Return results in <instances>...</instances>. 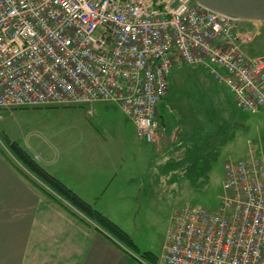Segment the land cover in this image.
<instances>
[{"label": "built area", "instance_id": "obj_1", "mask_svg": "<svg viewBox=\"0 0 264 264\" xmlns=\"http://www.w3.org/2000/svg\"><path fill=\"white\" fill-rule=\"evenodd\" d=\"M193 0H0V111L113 104L154 142L173 66H202L236 109L264 110L257 32ZM254 23V22H251ZM223 164L216 210L184 205L155 264H264V155ZM144 264H149L145 262Z\"/></svg>", "mask_w": 264, "mask_h": 264}, {"label": "rangeland", "instance_id": "obj_2", "mask_svg": "<svg viewBox=\"0 0 264 264\" xmlns=\"http://www.w3.org/2000/svg\"><path fill=\"white\" fill-rule=\"evenodd\" d=\"M240 28L258 34L244 48L246 55H263L264 23L242 21ZM201 97L204 104L201 101L196 104V99ZM231 99L228 89L214 81L202 66L173 67L168 77V93L157 104V120L175 130L179 126L177 119L182 128L186 119L192 125L191 129L196 128L205 106H213L216 110L223 105L226 107L232 136L212 162L208 182L197 187L189 183L170 184L171 180L165 177L155 181L148 175L152 170H148L147 162L154 148L138 139L134 123L113 105L107 110L104 104L96 105L90 116L86 114L89 106L78 105L1 110L0 148L9 155V143H15L30 156L40 155L52 160L64 157L73 161V157L80 155L86 160L99 157L96 164L67 163L64 170L69 175L80 174L85 169L88 176L96 172L100 158L123 156L126 161L121 170L131 163L130 174L137 171V176L128 185L119 177V169L116 171V177L103 197L109 198L106 211L110 216L106 215L129 235L139 253L151 251L157 254L172 219L184 205L210 211L217 209L225 162L246 159L248 149L256 148L259 142L264 150V112L237 110ZM127 157L136 160L128 162ZM164 160L155 159V165ZM48 169L65 175L57 165ZM86 194L82 192L83 196Z\"/></svg>", "mask_w": 264, "mask_h": 264}, {"label": "crops", "instance_id": "obj_3", "mask_svg": "<svg viewBox=\"0 0 264 264\" xmlns=\"http://www.w3.org/2000/svg\"><path fill=\"white\" fill-rule=\"evenodd\" d=\"M99 104L91 105L92 111L93 107ZM109 107L105 105L106 110ZM258 148L259 146L252 147L255 150ZM9 156L13 159L10 154ZM31 157L108 219L110 215L106 208H109V198L103 197L116 177V171L119 169V177L125 179L128 185H131L133 177L137 176V171L134 175L130 174L131 163L121 170L126 161L123 156L106 157L103 160L100 158L96 172L88 175L91 177L87 176L85 169L80 174L69 175L64 166L67 163L79 166L85 163L96 164L99 157L96 160H86L80 155L73 157V161L64 157L61 160H52L40 155ZM127 160L129 162L136 159L127 157ZM53 165L61 167L65 175H58L48 169ZM82 192L87 194L83 196ZM165 238L166 234L157 254L148 252L158 258L164 250ZM144 263L136 253L102 233L92 222L84 224L52 202L0 152V264Z\"/></svg>", "mask_w": 264, "mask_h": 264}, {"label": "trees", "instance_id": "obj_4", "mask_svg": "<svg viewBox=\"0 0 264 264\" xmlns=\"http://www.w3.org/2000/svg\"><path fill=\"white\" fill-rule=\"evenodd\" d=\"M181 67L189 66L183 65ZM169 74L167 76L166 94L168 93ZM164 97L160 101H162ZM202 98L203 97L196 99V104L201 101V104L203 105L204 103ZM231 100L233 106L235 107L233 99ZM104 105L111 106L113 104ZM115 107L118 108L117 106ZM225 109L226 107L224 105L221 109L217 110L214 109L213 106H205V109H202L201 117L197 120L198 124L196 125V128L191 129L192 125L187 119L185 120L184 127L182 128L177 119L179 126L175 130L173 127H166L163 123H160L157 120L158 113L156 108L155 121L159 127L157 140L154 142H146L140 139L136 134L139 140L154 148V153L148 159L147 164L148 170H152L153 174L150 172L148 175L153 176L155 181H158L161 177L168 178L171 180L169 182L170 184L175 182L178 185L182 183H189L197 187L207 183L212 162L215 160L220 148L224 146L232 136V123L229 125L227 124V121L229 120L226 118ZM258 112H264V110L246 113ZM258 146L259 148L257 150L253 149L255 151L254 157L264 155V150L260 142L258 143ZM9 148L10 155L18 163H16L7 153L1 150V148L0 152H2L10 160L13 166L24 177H26L37 190L43 193L52 202L57 204L80 222L84 224L92 222L102 233L110 236L118 244L123 245L125 248L136 254L138 253L137 257H139V259L143 262H147L149 264L156 263L157 256L149 252L139 253L126 232H124L118 225L102 213L93 208L90 204L81 199L73 190L51 175L42 166L37 164L34 159L18 145L15 143H9ZM158 148H160V152L158 151ZM155 159L165 160L162 163L155 165ZM174 176L177 177L174 179Z\"/></svg>", "mask_w": 264, "mask_h": 264}, {"label": "water", "instance_id": "obj_5", "mask_svg": "<svg viewBox=\"0 0 264 264\" xmlns=\"http://www.w3.org/2000/svg\"><path fill=\"white\" fill-rule=\"evenodd\" d=\"M217 13L243 21L264 23V0H193Z\"/></svg>", "mask_w": 264, "mask_h": 264}]
</instances>
